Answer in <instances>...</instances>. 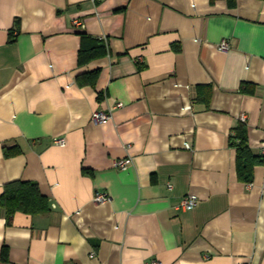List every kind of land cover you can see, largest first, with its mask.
I'll return each mask as SVG.
<instances>
[{
	"label": "crops",
	"instance_id": "0c3cea01",
	"mask_svg": "<svg viewBox=\"0 0 264 264\" xmlns=\"http://www.w3.org/2000/svg\"><path fill=\"white\" fill-rule=\"evenodd\" d=\"M81 33L107 54L79 64ZM241 122L264 159V0H0V196L30 181L49 202L0 206V264H264V161L238 174Z\"/></svg>",
	"mask_w": 264,
	"mask_h": 264
},
{
	"label": "trees",
	"instance_id": "16d2710c",
	"mask_svg": "<svg viewBox=\"0 0 264 264\" xmlns=\"http://www.w3.org/2000/svg\"><path fill=\"white\" fill-rule=\"evenodd\" d=\"M107 54V47L101 39H95L86 33H81V46L78 53V63L83 64L92 59ZM98 71L78 75L80 84H94ZM101 95H99V99ZM230 144L237 151L238 174L247 182L252 180L253 168L264 161L263 156L252 153L247 144V127L241 122L230 136ZM0 206L5 208L11 217L17 211L28 214L45 213L49 210L48 199L41 194L38 186L30 181H14L8 183L0 196Z\"/></svg>",
	"mask_w": 264,
	"mask_h": 264
},
{
	"label": "built area",
	"instance_id": "2783aa9c",
	"mask_svg": "<svg viewBox=\"0 0 264 264\" xmlns=\"http://www.w3.org/2000/svg\"><path fill=\"white\" fill-rule=\"evenodd\" d=\"M73 26L75 28H84V25L82 23V21H80L79 19H73ZM218 49L220 51H227L229 49V42L227 40H223L219 43L218 45ZM122 106V103L118 102L115 105H113V108H119ZM111 118V112L110 111H101V110H95L92 112L91 114V121L94 123H105L106 121H108ZM246 116L242 115L241 116V120L245 121ZM54 143H56L57 145L60 146H64L65 145V139L64 138H56L54 139ZM187 147H189L187 145ZM262 154L264 155V145L262 146ZM130 160L129 159H116L113 160V165L116 166L117 168L121 169V170H125L128 167ZM171 187V186H169ZM109 200L108 195L104 194V193H96V195L94 196V201L95 202H104ZM198 202V197L195 194H187L185 195L182 200L180 201L179 204V208L181 209H192ZM151 264H160L157 261L152 262Z\"/></svg>",
	"mask_w": 264,
	"mask_h": 264
}]
</instances>
